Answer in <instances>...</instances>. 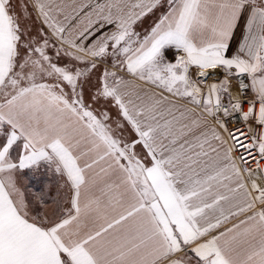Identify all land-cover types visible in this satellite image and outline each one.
<instances>
[{
	"label": "snow or ice",
	"instance_id": "obj_1",
	"mask_svg": "<svg viewBox=\"0 0 264 264\" xmlns=\"http://www.w3.org/2000/svg\"><path fill=\"white\" fill-rule=\"evenodd\" d=\"M96 7L108 8L100 28L114 29L85 46L47 0H0V264H264V0ZM133 80L210 135L177 149L172 122L146 117L161 101L130 109L122 88ZM210 140L225 146L223 163L200 176ZM42 169L67 190L51 214L23 186Z\"/></svg>",
	"mask_w": 264,
	"mask_h": 264
},
{
	"label": "crops",
	"instance_id": "obj_2",
	"mask_svg": "<svg viewBox=\"0 0 264 264\" xmlns=\"http://www.w3.org/2000/svg\"><path fill=\"white\" fill-rule=\"evenodd\" d=\"M138 0H47V4L51 10L53 18L61 25H64L66 28L65 37L69 40H74L77 43L81 41L85 46L92 44V42L100 36L102 33L111 32L114 29L113 25L105 23L103 28H100V24L104 23L102 17L107 14L108 8L105 7L103 11L96 7V5H108V4H119L124 8L125 12L128 11V5L137 3ZM144 3H147L148 0H143ZM113 15H116V9L113 8ZM134 11L139 12L140 9H134ZM160 9L154 10L152 13L146 15L141 21H138L135 25L137 31H143L149 27L156 17L160 14ZM39 27V24L36 25ZM100 28L99 31L96 29ZM94 32V35H89V33ZM86 37V38H85ZM241 39V33L238 32L236 40L233 42L232 51L235 52L236 45ZM124 93V99L129 103L130 109H135L137 107H145L150 105L153 100H159L161 103L155 108L152 113H146V117L150 115H155L156 119H149L148 122L156 125L159 124L163 126L166 121H171V130L177 136H180L178 144L176 145L179 149V144H183L184 141L189 143L195 142L194 138L199 136L202 132H207L210 135V123L201 122V126L198 128L188 129L192 127V120L196 119V114H187L186 110L182 103L176 101L175 98L169 97L168 100H163L162 96L159 94L158 89L151 88L150 86L145 85L143 82L138 80L131 81L126 87L122 88ZM165 95H167L165 93ZM149 97H152L153 100H149ZM113 118L117 116V110L115 108H110ZM181 113H184L182 116ZM146 117H142L144 120ZM188 127L185 128L184 126ZM181 130L185 133L181 136ZM168 131L167 128L161 127L157 133V143L163 144L167 147H172L170 144L171 137L167 139L164 136V133ZM126 134H130L126 133ZM212 147L217 148L216 152H212L210 149ZM199 150V149H197ZM205 150L209 152L207 157H203L202 164L206 163L208 167L204 168L201 171V165H196V171L199 172L200 176L209 174L213 170V166L223 163V155L225 151V146L220 145L219 142L215 140H210V143L205 145ZM194 178V177H193ZM63 181L59 180L58 177L53 175L51 172L41 170L39 174L33 175L32 173L28 174V178L23 181V186L26 191V195L33 202V207L39 212H44L51 214L55 208V201L64 203L67 199V190L61 185ZM41 186H46L45 193H48L47 204L43 207L39 205V202L36 201L35 196L37 195V189ZM216 191L224 193L226 190L223 187L213 190V195ZM234 203V202H233ZM221 206L225 209L229 208V203L222 202ZM218 215V212H208V217L210 219L215 218ZM230 226V225H229Z\"/></svg>",
	"mask_w": 264,
	"mask_h": 264
},
{
	"label": "built area",
	"instance_id": "obj_3",
	"mask_svg": "<svg viewBox=\"0 0 264 264\" xmlns=\"http://www.w3.org/2000/svg\"><path fill=\"white\" fill-rule=\"evenodd\" d=\"M232 126H233L232 124L229 125V127H232Z\"/></svg>",
	"mask_w": 264,
	"mask_h": 264
},
{
	"label": "rangeland",
	"instance_id": "obj_4",
	"mask_svg": "<svg viewBox=\"0 0 264 264\" xmlns=\"http://www.w3.org/2000/svg\"><path fill=\"white\" fill-rule=\"evenodd\" d=\"M48 196V193H45Z\"/></svg>",
	"mask_w": 264,
	"mask_h": 264
}]
</instances>
